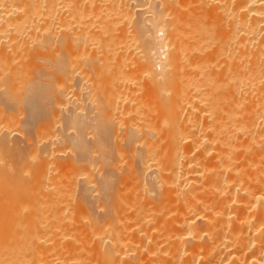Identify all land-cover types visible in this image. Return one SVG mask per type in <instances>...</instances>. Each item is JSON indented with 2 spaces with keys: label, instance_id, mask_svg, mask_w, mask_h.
I'll return each mask as SVG.
<instances>
[{
  "label": "bare ground",
  "instance_id": "bare-ground-1",
  "mask_svg": "<svg viewBox=\"0 0 264 264\" xmlns=\"http://www.w3.org/2000/svg\"><path fill=\"white\" fill-rule=\"evenodd\" d=\"M0 264H264V0H0Z\"/></svg>",
  "mask_w": 264,
  "mask_h": 264
},
{
  "label": "rangeland",
  "instance_id": "rangeland-1",
  "mask_svg": "<svg viewBox=\"0 0 264 264\" xmlns=\"http://www.w3.org/2000/svg\"><path fill=\"white\" fill-rule=\"evenodd\" d=\"M54 100H53V98L52 99H50V100H46V107H44V108H46V109H44V111H45V113H44V116H45V120L48 118V116H50V114H52V113H54V112H59V114H60V120L58 121V123L56 124V125H58V126H56V131H57V133H56V137L55 138H57L58 140H60V136H61V133L64 135L65 133H66V131H67V133H69V130H70V128H69V130H63L66 126H67V124H69V122H70V120L67 118V116L65 115V113L67 112V110H68V107H70L71 105H72V103L70 102V101H68V102H66V104H64V105H62V106H59L58 107V105L56 104V106L54 107V104H52V102H53ZM54 103V102H53ZM48 104H50V105H48ZM45 105V104H44ZM47 105H48V107H47ZM54 107V108H53ZM48 108V109H47ZM28 109H31V107L29 106V105H26L25 107H23V109H21V112H19V121H18V127H16L15 129H14V132L11 134V136H12V138H13V140L14 141H17V142H19L18 140H25L24 142H21L20 144H17L16 145V147H19L18 148V150L19 149H23L25 146H27V145H29V144H31V143H33L34 142V138L32 139V140H30L29 139V137L31 136V135H33V125L31 124L33 121H35V119H33L32 117L30 118L29 117V115H27V114H29L28 113ZM47 110V111H46ZM26 115L28 116V117H26ZM29 118V119H28ZM37 120V119H36ZM83 120V119H82ZM85 121V123H86V120H84ZM87 121H88V119H87ZM60 122V123H59ZM88 125H89V123H88ZM88 125H87V127H88ZM55 126V125H54ZM93 127V125H91L90 124V127ZM90 127H89V129H90ZM91 127V128H92ZM32 128V129H31ZM65 129H67V127L65 128ZM72 130V129H71ZM55 131V132H56ZM73 131V130H72ZM74 133V132H73ZM87 133V132H86ZM85 133V134H86ZM72 134V133H71ZM62 135V136H63ZM90 135H93V132H91V134L88 132L87 134H86V141L88 142L89 140H92L91 138H93V137H90ZM94 136V135H93ZM48 137V136H47ZM11 138V139H12ZM17 139V140H16ZM91 143V142H90ZM58 144H60V141L58 142ZM139 145H140V143H139ZM139 145L137 144L136 146L137 147H139ZM58 150V149H57ZM56 150V151H57ZM74 150H76V148H75V145H74V143L72 142V141H69V140H67V139H64L62 142H61V144H60V148H59V150H58V152H57V154L58 155H60V157L61 156H63L62 158H64V157H66L67 156V154L68 155H70V154H72L73 152H75L76 154H77V152L76 151H74ZM73 151V152H72ZM70 153V154H69ZM74 153V154H75ZM75 154V155H76ZM73 155V154H72ZM69 157V156H68ZM61 158V159H62ZM65 159V158H64ZM83 175H81V174H78V178H80V177H82ZM77 177V176H76ZM79 183V182H78ZM79 185H81V184H79ZM91 193V192H90ZM89 192L88 193H86V192H80L79 193V197H81L82 199H84V201L85 200H87L85 203H87V205H92V207L94 206V203L93 202H91V201H93V198H88L91 194H90ZM91 197H92V195H91ZM89 199V200H88ZM91 199V200H90ZM90 201V202H89ZM86 205V204H85ZM86 205V206H87ZM89 205V207L91 208V206ZM88 207V206H87ZM88 209L89 211L91 210V209ZM93 208H95V206L93 207ZM92 208V210H95V209H93ZM91 210V211H92ZM96 211H99L100 212V210L99 209H96L95 210V212Z\"/></svg>",
  "mask_w": 264,
  "mask_h": 264
}]
</instances>
